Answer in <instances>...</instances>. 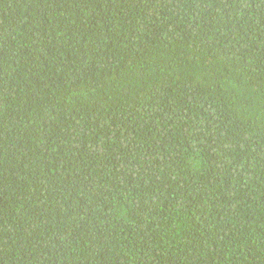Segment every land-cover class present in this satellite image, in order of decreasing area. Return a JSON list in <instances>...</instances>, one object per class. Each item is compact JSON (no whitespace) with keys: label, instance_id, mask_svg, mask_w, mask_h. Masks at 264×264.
<instances>
[{"label":"trees","instance_id":"obj_1","mask_svg":"<svg viewBox=\"0 0 264 264\" xmlns=\"http://www.w3.org/2000/svg\"><path fill=\"white\" fill-rule=\"evenodd\" d=\"M0 264H264V0H0Z\"/></svg>","mask_w":264,"mask_h":264}]
</instances>
